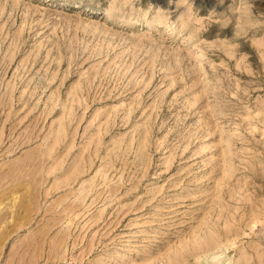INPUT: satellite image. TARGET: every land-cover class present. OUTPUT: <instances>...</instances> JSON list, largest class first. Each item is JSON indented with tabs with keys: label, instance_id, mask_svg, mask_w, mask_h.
Returning <instances> with one entry per match:
<instances>
[{
	"label": "rangeland",
	"instance_id": "rangeland-1",
	"mask_svg": "<svg viewBox=\"0 0 264 264\" xmlns=\"http://www.w3.org/2000/svg\"><path fill=\"white\" fill-rule=\"evenodd\" d=\"M0 264H264V0H0Z\"/></svg>",
	"mask_w": 264,
	"mask_h": 264
}]
</instances>
